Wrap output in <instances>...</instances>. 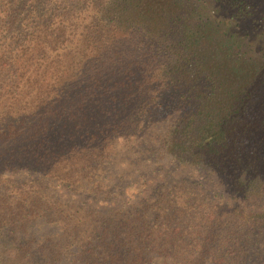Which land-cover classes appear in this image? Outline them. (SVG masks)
Returning a JSON list of instances; mask_svg holds the SVG:
<instances>
[{
	"label": "trees",
	"instance_id": "16d2710c",
	"mask_svg": "<svg viewBox=\"0 0 264 264\" xmlns=\"http://www.w3.org/2000/svg\"><path fill=\"white\" fill-rule=\"evenodd\" d=\"M0 264H264V0H0Z\"/></svg>",
	"mask_w": 264,
	"mask_h": 264
},
{
	"label": "rangeland",
	"instance_id": "374dc122",
	"mask_svg": "<svg viewBox=\"0 0 264 264\" xmlns=\"http://www.w3.org/2000/svg\"><path fill=\"white\" fill-rule=\"evenodd\" d=\"M173 111V110H170ZM167 112V111H166ZM165 112H161L160 115H157L158 121L157 126L152 127L151 124H144L140 131H147L148 133H162L166 130L167 122L163 123L160 121ZM175 113L171 114L170 118H175ZM154 120V119H153ZM138 139L134 140V142H126L125 140H120L117 144H114V153L115 156L105 165L103 168L105 170V174L107 178H109L111 185H114L112 189V193L109 195L112 201H106L105 203H97V201H90L88 200L89 195L88 193L82 194L81 196H74L72 199L76 204L85 203L88 206L96 207L98 204L99 207L103 209L108 207H117L123 202V197H121L122 191L121 188L125 185H130L131 182L134 183H141L146 181L147 186L151 187L152 184L158 183V180L161 179H169L174 176L171 173V168L169 165L162 163L158 157L151 156L148 157V153H145V149L150 148L153 144L145 142L142 133L137 136ZM141 142V144L139 143ZM147 158H149L147 160ZM185 173H180L179 176H183ZM118 184V185H117ZM157 185V184H156ZM148 187V188H149ZM62 186L58 187L56 190H59L60 193L57 195H66L67 190H63ZM133 189L131 185V190ZM128 190V188H127ZM134 190V189H133ZM152 189H148L151 192ZM32 229L35 230L36 228L43 230L46 228L44 225L41 224V220L36 221ZM50 230L51 228L48 227ZM39 230V231H40ZM38 232V231H37Z\"/></svg>",
	"mask_w": 264,
	"mask_h": 264
}]
</instances>
